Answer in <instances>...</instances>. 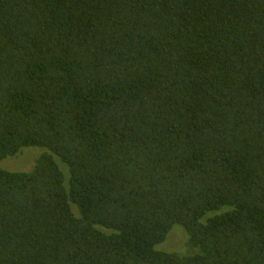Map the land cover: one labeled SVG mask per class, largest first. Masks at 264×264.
Wrapping results in <instances>:
<instances>
[{
  "label": "trees",
  "instance_id": "16d2710c",
  "mask_svg": "<svg viewBox=\"0 0 264 264\" xmlns=\"http://www.w3.org/2000/svg\"><path fill=\"white\" fill-rule=\"evenodd\" d=\"M0 264H264V0H0Z\"/></svg>",
  "mask_w": 264,
  "mask_h": 264
},
{
  "label": "rangeland",
  "instance_id": "374dc122",
  "mask_svg": "<svg viewBox=\"0 0 264 264\" xmlns=\"http://www.w3.org/2000/svg\"><path fill=\"white\" fill-rule=\"evenodd\" d=\"M45 152V149L41 148H24L21 152L14 157L6 158L2 163V169L9 172H29L33 169L37 159ZM58 164L64 171L65 175L68 176V170L66 166L57 159ZM186 237L181 227H175L167 241L159 246L157 250L165 252H176L186 254L183 251Z\"/></svg>",
  "mask_w": 264,
  "mask_h": 264
}]
</instances>
